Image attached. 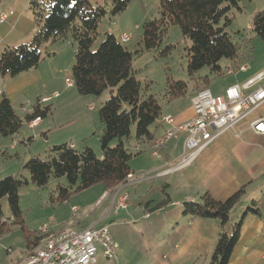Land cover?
Listing matches in <instances>:
<instances>
[{"label":"trees","instance_id":"obj_1","mask_svg":"<svg viewBox=\"0 0 264 264\" xmlns=\"http://www.w3.org/2000/svg\"><path fill=\"white\" fill-rule=\"evenodd\" d=\"M3 1L8 0H0ZM131 2L132 0H113L112 16L125 12ZM239 2L240 0H160V19L148 20L143 25L142 50H157L169 27L178 26L182 35L192 42L189 49V74L193 76L208 67L211 74L222 76L223 60L243 64L241 45L234 42L227 31L232 23L229 17L231 11H241ZM29 8L38 29L29 44L7 47L0 53V79L15 78L38 68L46 58L55 55L48 50V45H56L71 38L77 45L71 73L78 94L100 99L106 91H110V97L98 110L103 125L100 137L102 157H98L90 147L78 151L67 144L53 146L47 159L33 157L22 164L21 170L26 171L30 178L24 177L20 171L0 180V238L12 228L19 227L26 234L27 253L37 248L45 237L28 233L20 206V189L30 183L43 189L51 181L65 178L68 186L59 184L57 197L52 198V201L59 204L68 202L73 194L97 185H103L106 191L115 190L133 175L131 162L142 153L132 152L126 147L125 140L131 138L132 127H135L137 143L151 145L157 139L161 127L157 120L163 113L157 98L147 94L149 84L143 86L135 76L134 54L113 34H106L99 48L92 51L98 28L108 16L105 7L94 6L90 0H31ZM251 30L256 38L264 42V10L254 15ZM235 65L238 67V63ZM210 83V78H204L203 83L196 86L195 94L208 89ZM167 87L170 101L184 98L188 93L186 83L171 78H168ZM52 111L51 105L38 99L32 111L22 119L17 115L10 99L2 94L0 136L13 138L25 124L29 125L37 119L44 120ZM244 194L245 186L224 202L207 192L200 201L186 200L181 204L184 216L220 222L222 232L210 264H230L240 242L246 216L259 213L255 202H252L240 220L233 225V233L228 235L223 232ZM4 199L7 200L10 217L4 214ZM164 202L155 205L153 211H158Z\"/></svg>","mask_w":264,"mask_h":264},{"label":"rangeland","instance_id":"obj_2","mask_svg":"<svg viewBox=\"0 0 264 264\" xmlns=\"http://www.w3.org/2000/svg\"><path fill=\"white\" fill-rule=\"evenodd\" d=\"M30 2L31 0H20L19 8L20 10L26 8L25 17H29L34 22L29 8ZM90 2L94 6L105 7L108 11V16L98 28L92 51L99 48L105 40L106 34L112 32L119 40L121 31L131 30L133 39L125 46L134 54L133 70L135 76L142 82L143 86L149 84L147 94L154 95L164 110H167L170 104L167 96L168 78L187 84L188 93L181 100L191 99L196 92V86L201 85L204 78H210V84H213V86L230 78L224 75L218 77L211 74L208 67L191 76L188 72V62L192 42L182 35L178 26L172 25L169 27L162 44L157 50H142L143 25L148 20L160 19V0H132L127 10L117 16L111 14L113 0H90ZM239 5L241 11L233 9L229 15L232 23L227 31L232 36L233 41L241 45V57L244 58L243 64H248L252 69H255L254 67L257 64H264V42L256 38L248 27L252 26L254 15L264 10V0H240ZM136 25L138 26L137 29ZM5 28H8V24L0 26V53L8 47L7 43H3V36L7 32ZM250 39H252L251 42L248 41ZM56 45L69 47L73 51L77 50V45L71 38ZM51 46L48 45V50ZM69 51L65 52L62 57L67 55ZM229 63H231L229 60H223L221 66L224 69ZM56 64L58 66L62 65L60 70H63L64 79H58V82H50L43 77V82L41 81L38 89L34 85H29L27 101H25L27 103L20 106L22 119L25 117L22 108H26L29 112L39 97L50 94L54 96V92H58L61 98L53 104H49L52 106L53 111L45 120H52L54 115L59 123L63 122L59 135L63 138H71V136L76 137L78 135L82 130V120L89 116L94 120L96 129L90 133L88 143L94 145L99 143L98 137L101 134L102 125L98 110L99 106L110 97V91H106L100 99L92 96H80L74 85L68 86L65 80L66 78L72 80L71 72L75 63L66 64L62 58H59ZM42 72L43 70H40V73ZM201 87L203 88V86ZM0 90H2L1 85ZM71 94L76 95L78 99H71ZM65 96H68L69 99L66 100L68 102L62 106L57 104V102H63L66 99ZM92 105L97 108H91ZM65 112L68 113L66 118H61L60 114ZM58 116L60 117L57 118ZM26 131H28V124H25L21 130L23 133ZM2 139L4 137L0 136V141H3ZM79 142V144L76 141L74 143L77 145V150L81 151L84 141L82 139V142ZM74 143L69 141V144ZM125 144L127 148L135 152V147H137L135 127H132L131 138L125 140ZM40 146H42V142L38 140L33 150H38ZM20 147L22 151H18L19 157L23 158L25 148L20 144L18 150ZM141 147L145 149L144 145H141ZM0 150H2L0 151V172L6 169L7 172H10L8 174H12V172L17 174V171L12 170L16 169L20 159L16 156V152L10 149V139L7 142L0 143ZM39 151H41L38 153L39 156L42 159H47L48 154L42 152V149H39ZM6 152L8 155H6ZM150 161L152 164L162 162L153 158L150 151H146L135 157L131 162V166L137 165L147 168L148 166L145 163H150ZM155 172L154 169L151 171L148 169L144 173L135 171V185L130 187L131 184H129L130 188L127 187L120 193L117 192L119 191L118 188L124 187L122 184L109 192H105L103 185H97L88 190L75 193L68 200V205L52 201L54 196L57 197V186L59 184L68 186L65 178L53 180L43 189L36 188L32 183L25 185L19 193L21 197L20 206L27 231L36 237H40L42 236L40 229L44 226L49 228L50 233L71 229L79 231L93 225L108 227L112 237L119 245V251L116 258L111 261L100 255L97 264H210L215 247L212 252L206 251V249L198 251L195 245L191 246L183 240L186 238L187 224L190 223V218L184 216L181 204L183 200H187L184 199L187 196L200 201L205 193L203 194L197 187L185 186L182 183V175L177 176L175 180L171 178L167 181L166 178L156 179L155 175L157 173ZM21 173L25 174H23L24 177L30 178L27 172L21 171ZM8 176L10 175H5L2 179ZM124 193L129 196L127 208L125 211L117 210V202ZM163 201L165 202L161 208L158 211H153V207ZM178 201L181 202L180 205L172 204V202ZM244 202H247L248 206L245 207L244 211H241L240 204L236 206L231 214V216L233 215V221L229 222L228 227L223 230L228 235L233 233V225L240 220L247 208L252 205L249 197H244L240 203ZM2 207L5 216L10 217L6 199L2 201ZM74 209H77L76 213L73 212ZM236 214L238 218L235 216ZM176 244H179L180 248L176 252V257H171L169 253L171 249L175 248ZM26 254V234L19 227L12 228L9 233L0 238V264H17L24 259Z\"/></svg>","mask_w":264,"mask_h":264},{"label":"crops","instance_id":"obj_3","mask_svg":"<svg viewBox=\"0 0 264 264\" xmlns=\"http://www.w3.org/2000/svg\"><path fill=\"white\" fill-rule=\"evenodd\" d=\"M19 4L20 0L0 2V16H7V21L0 23V26L8 24V28H5L7 32L5 36H3V43H7L8 47L12 48L29 44L38 29L29 17H25L26 8L24 10H20ZM135 27L136 29L138 28L137 25ZM248 28L251 29V26ZM124 34L132 35L131 30L121 31L119 41L121 35ZM50 49V52L55 53V55L46 58L44 62L38 66V68L21 74L15 78L6 77L4 79H0V85L2 86L0 95L5 94L10 99L14 110L21 118L23 115L21 114L20 106L27 103L25 101H27L28 86L34 85L36 89H38L43 77L50 82H58V79H62L63 70H60L62 65L58 66L56 64L59 58H62L63 62L66 64L75 63L73 61H75L76 51L69 49V47L52 45ZM68 51L69 53L62 57L63 54ZM135 51L137 50L135 49ZM237 63L238 67L240 65H244L239 61H236L234 63H229V65H226L223 69V75L230 78L217 83L215 86H213V84H209L208 89L214 96H225L228 88L235 85H245L248 81L254 79L257 75L264 71V64H257L256 67H254L255 69H252L250 65L245 64L247 70L245 72H241L238 70L237 65H235ZM226 69H234L235 73L227 74L225 71ZM40 70H43V72L40 73ZM67 79L69 78H66L65 80ZM260 88L264 89V81L248 90H245L244 92L246 94H252ZM54 93V96H51V94L44 95L38 99L50 98L51 100L44 104H53V102H56L57 99L59 100L61 98L58 92ZM65 98L66 99L63 102H57V104L62 106L67 103L68 101L66 100L69 98L68 96H65ZM73 98L78 99L76 95L71 94V99ZM191 100L192 98L189 100L176 99L170 101L169 108L167 110H164L162 107V114L174 116L177 123H185L194 117ZM94 105H96V103H94ZM94 105H92L91 108H97ZM263 106L264 105L256 110L245 121L239 123L233 132L229 131L221 135L190 167L184 170L175 171L173 169H175L177 162L184 151L185 140L187 138L186 134H182L177 140H171L168 142L166 148L160 152V158L152 155L153 158L162 161L161 163L152 164L150 161V163H145L148 166L147 168L137 165L134 167L131 166L134 178L129 183L131 184L130 187L136 183L135 171L144 173V171H147L148 169H150V171L153 169L156 171V179L166 178L167 181L171 178L175 180L177 176L179 177V175H182V183L185 186L188 185L189 187H197V189H199V191L203 194L209 192L212 196H214V198L222 202L226 201L240 188L245 186V194L243 198L249 197V201L251 200L252 202H255V206L259 210V213H250L246 216L242 228L241 239L234 251L230 264H264V136L255 134L249 127V124L252 121L260 118L264 119ZM31 111L32 110H29V112ZM67 114L68 113L66 112L60 114L62 116L61 118H66ZM59 117L60 116L57 118ZM52 118V120H39L35 126L28 125V131L24 133L20 131L13 138H4L2 139L3 141H0V143H2L7 142L8 139H10V149L14 150L16 152V156L20 159L18 166L16 167L17 170L14 168L12 171H17L16 173L18 174L22 171L21 166L23 163L33 157H40V154L38 153L41 151H39V149H42V152L45 154H48L53 146L63 144L73 145L75 149H78L74 142L76 141V143L79 144V141L82 142V139L84 141L82 149L90 147L94 150L98 157H102L100 146V137L103 133L102 123L101 134H99L98 137L99 143L94 145L88 143L90 133H92V130L96 129L94 120L89 116H86V118L82 120V130L78 133V135L76 137L71 136V138H63L59 135L61 132L59 130L62 128L63 122L59 123L54 115ZM166 129L167 127L161 126L158 130L157 138L161 137ZM38 140L42 142V146H40L38 150L34 151L33 148L37 144ZM69 141L74 144H69ZM20 144L25 148L23 158L19 157L18 151H22L21 147L18 150V146H20ZM139 145L140 147L141 145L145 146V149L141 147L142 153L140 155H142L146 151L151 152L153 144L149 145L146 143H137V147ZM6 155H8L7 152ZM180 172H182V174H180ZM8 173L10 172H7L6 169L1 171L0 179L2 180L5 175H15V172H12V174ZM61 185L65 186L64 184ZM105 192L109 191L105 190ZM184 199L196 201V199L191 196H187ZM184 201L186 200H183V202ZM180 203L181 202L179 201L172 202L174 205H180ZM64 204L68 205L69 201ZM239 206L241 211H244L245 207L248 206V203H240ZM235 216L237 217V214ZM186 217L190 218L188 216ZM232 219L233 215L231 216L230 222L233 221ZM187 225L188 228L186 238L183 239L184 242L191 246L195 245V247L198 248V251L206 249V251L212 252L222 232L220 222L216 220L206 221L190 218V223ZM81 230L83 229H80L79 231ZM65 231L66 230H61L51 234H59ZM179 246V244H176L175 248L173 250L171 249L169 253L171 257H176V252L180 248Z\"/></svg>","mask_w":264,"mask_h":264},{"label":"built area","instance_id":"obj_4","mask_svg":"<svg viewBox=\"0 0 264 264\" xmlns=\"http://www.w3.org/2000/svg\"><path fill=\"white\" fill-rule=\"evenodd\" d=\"M7 21V16L2 15L0 23ZM131 34L121 35L122 44L129 43L133 38ZM238 70L245 72L247 67L240 65ZM227 74H234V69H226ZM264 81V71L245 85H235L227 89L225 96H214L209 89L199 91L192 97L194 117L185 122L177 123L172 115L162 114L157 124L167 127L164 134L157 138L151 147V154L160 158V152L166 148L171 140H177L186 134L184 151L177 162L175 171L190 167L200 155L221 135L233 132L235 127L250 117L256 110L264 105V89L260 88L252 94L244 91ZM68 86L74 85L73 80L67 79ZM1 94V92H0ZM51 99H42L47 103ZM24 115L29 112L22 108ZM40 119L30 123L35 126ZM250 129L259 136H264V119H256L249 124ZM145 144V143H143ZM74 148L73 145H71ZM135 152H142L140 145ZM134 177L130 175L126 182L118 188L117 193L129 187ZM129 196L124 193L117 202V210L127 208ZM74 213L77 209H74ZM148 217V215H147ZM44 240L33 251L26 254L18 264H97L101 255L111 261L116 258L119 245L112 237L108 227L94 225L81 231L68 230L59 234H51L49 228L40 229Z\"/></svg>","mask_w":264,"mask_h":264}]
</instances>
